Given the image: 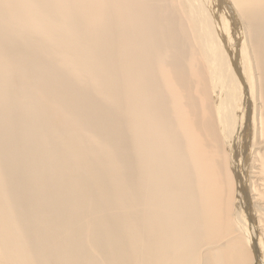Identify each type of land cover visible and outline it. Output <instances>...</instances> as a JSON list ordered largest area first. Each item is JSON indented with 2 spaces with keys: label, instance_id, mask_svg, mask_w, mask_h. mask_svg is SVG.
Returning a JSON list of instances; mask_svg holds the SVG:
<instances>
[{
  "label": "bare ground",
  "instance_id": "1",
  "mask_svg": "<svg viewBox=\"0 0 264 264\" xmlns=\"http://www.w3.org/2000/svg\"><path fill=\"white\" fill-rule=\"evenodd\" d=\"M0 264H264V0H0Z\"/></svg>",
  "mask_w": 264,
  "mask_h": 264
}]
</instances>
